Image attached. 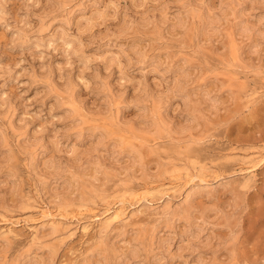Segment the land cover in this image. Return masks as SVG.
<instances>
[{"label": "rangeland", "instance_id": "1", "mask_svg": "<svg viewBox=\"0 0 264 264\" xmlns=\"http://www.w3.org/2000/svg\"><path fill=\"white\" fill-rule=\"evenodd\" d=\"M263 150L264 0H0V264H264Z\"/></svg>", "mask_w": 264, "mask_h": 264}, {"label": "bare ground", "instance_id": "2", "mask_svg": "<svg viewBox=\"0 0 264 264\" xmlns=\"http://www.w3.org/2000/svg\"><path fill=\"white\" fill-rule=\"evenodd\" d=\"M258 150H259V149H258ZM256 151H257V150H256ZM263 151H264V150H263ZM263 151H262V152H263ZM235 152H236V151H235ZM262 152H261V153H262ZM253 153H255V152H253ZM258 153H259V152H258ZM254 155H255V154H254ZM258 155H259V154H258ZM250 156H251V155H250ZM252 156H253V155H252ZM256 156H257V155H256ZM256 156H255V157H256ZM263 156H264V152H263ZM263 156H262V157H263ZM260 157H261V156H260ZM246 158H247V157H246ZM251 158H252V157H251ZM252 159H253V158H252ZM258 159H260V158L258 157ZM261 159H262V158H261ZM263 159H264V158H263ZM241 161H242V160H241ZM245 161H246V160H245ZM258 161H259V160H258ZM239 162H240V160H239ZM242 162H243V161H242ZM250 162H251V160H250ZM259 162H262V161L260 160ZM251 163H252V162H251ZM253 163H254V165L256 164V162H253ZM253 163H252V164H253ZM249 164H250V163H249ZM239 165H241V164H239ZM247 165H248V162H247ZM256 165H257V164H256ZM242 166H243V165H242ZM245 166H246V165H245ZM250 166L254 167L253 165H250ZM250 166L248 165V167H250ZM175 168H176V167H175ZM239 168H240V167H239ZM244 169H245V168H244ZM244 169H242V170H244ZM178 171H179V170H178ZM167 174H168V173H167ZM188 175H189V174H188ZM177 176H178V175H177ZM190 177H191V176H190ZM201 178H202V177H201ZM191 179H192V178H191ZM191 179H188V180L190 181ZM202 179H203V178H202ZM174 182H175V181H174ZM187 183H188V182H187ZM177 184H178V183H177ZM169 186H170V185H169ZM174 186H176V185L174 184ZM170 187H172V186H170ZM177 187H178V186H177ZM173 188H174V187H173ZM175 189H176V188H175ZM168 190H169V189H168ZM172 190H173V189H172ZM163 191H164V190H163ZM174 191H175V190H174ZM170 192H171V190H170ZM164 193H165V192H164ZM166 195H167V194H166ZM132 196H133V194H132ZM125 197H126V196H125ZM187 197H188V196H187ZM95 198H96V197H95ZM122 198H123V197H122ZM117 199H118V198H117ZM144 199H145V198H144ZM87 200H88V199H87ZM113 200H114V199H113ZM120 200H121V199H120ZM132 201H133V200H132ZM132 201H131V202H132ZM139 201H140V200H139ZM119 202H120V201H119ZM124 202H125V201H124ZM124 202H123V203H124ZM87 203H88V202H87ZM113 203H114V202H113ZM116 203H117V202H116ZM125 203H126V202H125ZM98 204H99V203H98ZM121 204H122V203H121ZM121 204H120V205H121ZM85 205H87V204H85ZM109 205H110V204H109ZM111 206H112V205H111ZM111 206H110V207H111ZM123 206H124V205H123ZM125 206H126V205H125ZM102 207H104V205H103ZM110 207H109V208H110ZM118 207H119V206H118ZM113 208H114V207H113ZM124 208H125V207H124ZM106 209H107V208H106ZM120 209H122V207H121ZM47 210H48V209H47ZM93 210H94V209H93ZM109 210H110V209H109ZM114 210H115V208H114ZM118 210H119V209H118ZM43 211H44V210H43ZM115 211H116V210H115ZM116 213H118V212L116 211ZM119 213H120V212H119ZM113 215H114V214H113ZM117 215H118V214H117ZM117 215H116V216H117ZM119 216H120V215H119ZM119 216H118V218H119ZM113 217H114V216H113ZM120 217H121V216H120ZM118 218H117V220H118ZM114 219H115V218H114ZM120 219H121V218H120ZM112 220H113V219H112ZM115 221H116V220H115ZM115 221H114V222H115Z\"/></svg>", "mask_w": 264, "mask_h": 264}]
</instances>
